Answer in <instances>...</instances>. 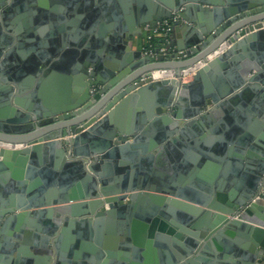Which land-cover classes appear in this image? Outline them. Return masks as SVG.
<instances>
[{
  "label": "water",
  "instance_id": "obj_1",
  "mask_svg": "<svg viewBox=\"0 0 264 264\" xmlns=\"http://www.w3.org/2000/svg\"><path fill=\"white\" fill-rule=\"evenodd\" d=\"M131 2L137 23L94 27L95 56L76 53L67 69L49 57L19 58L20 35L0 32V142L12 146L0 150V264H236L232 253L263 264L264 203H249L264 175V151L250 156L249 180L231 194L209 185L208 195H190L154 167L181 121L263 91L264 0H124L125 12ZM7 4L0 0V10ZM174 14L187 23V47L172 40L168 54L158 48L156 57L121 47ZM200 63L191 82L179 79ZM163 71L176 77L157 79ZM166 211H182L185 228L157 217ZM136 225L143 234L131 240ZM75 226L90 229L87 242L76 244ZM106 226L116 229L109 237ZM166 226L170 237L149 233ZM151 236L162 249L171 245L165 263L151 260ZM110 240L118 252L108 250Z\"/></svg>",
  "mask_w": 264,
  "mask_h": 264
},
{
  "label": "crops",
  "instance_id": "obj_2",
  "mask_svg": "<svg viewBox=\"0 0 264 264\" xmlns=\"http://www.w3.org/2000/svg\"><path fill=\"white\" fill-rule=\"evenodd\" d=\"M16 1L8 0V4L0 10V32L3 31L16 39L20 35L22 47L18 48L21 51L17 54L19 58L31 60L40 58V56L49 57L52 60L51 64H55L58 69H67L72 58L77 55L76 53H79L80 58L94 55L99 49L95 35L102 28L112 26L117 22H122L123 25L137 23V16L133 14V9L137 4L131 2L128 12H125L122 4L124 0H36L34 3L28 0ZM167 1L175 2V0ZM3 16L8 19L4 20ZM5 22H8L14 31H8L4 26ZM186 25L187 23L182 21L173 25L172 40L175 47L177 43H180L182 47H187ZM144 27L135 41L124 39L121 47H128L131 53L142 51L146 38ZM110 36L111 32H106L102 39L105 40V37ZM15 43L20 44L18 40ZM53 52L56 53L53 55ZM24 63L22 61L20 65ZM55 72L61 73L58 70ZM55 80L54 85L58 87L59 79L56 77ZM261 87L263 91L255 97L242 99L231 107L216 111L213 106H208L203 108L200 116L181 121L180 132L169 139L166 144L170 143L172 147L165 150L161 160L155 161L157 166L154 169L162 173L164 178L173 184L176 182V186L188 189L190 195L201 197L208 195L203 188L209 185L214 190L215 186L224 188V194H231L233 190L237 192L238 186L247 184L251 175L250 169H254L250 156L256 157L264 151V143L261 139L264 136V85ZM1 96L0 94V99ZM176 110V108H171L170 112ZM201 117L209 118L205 126L191 124L194 120L198 123L202 122ZM63 176L66 182L73 183L71 173L68 172ZM39 179L42 180L40 176ZM2 190L3 186L0 187V192ZM157 217L167 225L173 222L184 228L186 226L183 222L185 215L182 211L172 213L166 211L163 217L160 215ZM31 230L35 232V229ZM114 230L116 231L113 227L106 226L103 233L109 237ZM141 230L138 225L131 226L128 238L134 240V235L136 239H139V236L143 234ZM158 230L150 228L149 233L150 235L164 234L170 237L169 226H166L164 231ZM89 232V228L76 226L69 230L76 244H81L83 239L87 242L88 239H85L87 236L83 235ZM92 233L96 238L93 230ZM148 239L152 241L148 249L151 260L165 263L166 259L162 253L169 251V248H172L171 245L165 243L166 247L162 249L159 244L156 245L157 238L151 236ZM111 242L112 240L108 242V245L110 243L108 250L118 252L119 248H115ZM104 244H106L105 240ZM230 257L236 264H253L250 258H237L233 253Z\"/></svg>",
  "mask_w": 264,
  "mask_h": 264
},
{
  "label": "built area",
  "instance_id": "obj_3",
  "mask_svg": "<svg viewBox=\"0 0 264 264\" xmlns=\"http://www.w3.org/2000/svg\"><path fill=\"white\" fill-rule=\"evenodd\" d=\"M176 22H179V17L176 14H174L173 19H167V20H164L162 22H159L156 25V27L153 28V29H151L149 26H145L144 27V31L146 33L144 47L142 49V52H143L144 56H149V57H156L157 56L156 50H154V46L152 44V40L154 38H156V37L161 39L160 46L158 47V48H160V53L163 54V55L168 54V51H169L170 47H172L171 46V43H172V31H173V25ZM219 53H221V52H216L213 56H209L208 58L209 59H213L215 56L219 55ZM201 67H203V64H201V65L198 64L197 66H195V67H193L191 69L184 70L182 72L181 78H179V79H181V81H183V82H187V81L192 80L194 75L196 74V72ZM158 73L168 74V76L159 79V78L156 77ZM155 77L157 79L161 80V79H173L176 76H175V73L173 71H163V72H157L155 74ZM102 89H103V86H93L91 88L90 92L92 94V101H94L93 97L97 93L102 91ZM4 148L5 149H7V148L10 149V148H12V146L10 144H6V143H1L0 142V150L4 149ZM263 196H264V175H263L261 183L259 184V189H258L256 195L250 201L249 206L252 205V204L264 203ZM234 217L236 218L237 216H234ZM263 264H264V262H263Z\"/></svg>",
  "mask_w": 264,
  "mask_h": 264
},
{
  "label": "trees",
  "instance_id": "obj_4",
  "mask_svg": "<svg viewBox=\"0 0 264 264\" xmlns=\"http://www.w3.org/2000/svg\"><path fill=\"white\" fill-rule=\"evenodd\" d=\"M160 42H161V39L157 37L152 40L154 50H156L160 46Z\"/></svg>",
  "mask_w": 264,
  "mask_h": 264
},
{
  "label": "bare ground",
  "instance_id": "obj_5",
  "mask_svg": "<svg viewBox=\"0 0 264 264\" xmlns=\"http://www.w3.org/2000/svg\"><path fill=\"white\" fill-rule=\"evenodd\" d=\"M199 65H201V64H199ZM167 76H168V74L158 73L156 77L160 79V78H164V77H167Z\"/></svg>",
  "mask_w": 264,
  "mask_h": 264
},
{
  "label": "flooded vegetation",
  "instance_id": "obj_6",
  "mask_svg": "<svg viewBox=\"0 0 264 264\" xmlns=\"http://www.w3.org/2000/svg\"><path fill=\"white\" fill-rule=\"evenodd\" d=\"M99 86H100V85H99ZM103 89H104V86H103ZM103 89H102V90H103ZM97 94H98V93H97Z\"/></svg>",
  "mask_w": 264,
  "mask_h": 264
}]
</instances>
